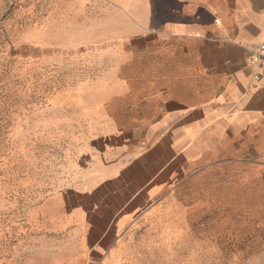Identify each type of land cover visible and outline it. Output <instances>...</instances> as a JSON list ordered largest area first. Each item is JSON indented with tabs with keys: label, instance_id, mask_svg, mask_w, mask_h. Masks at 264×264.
Returning a JSON list of instances; mask_svg holds the SVG:
<instances>
[{
	"label": "rangeland",
	"instance_id": "rangeland-1",
	"mask_svg": "<svg viewBox=\"0 0 264 264\" xmlns=\"http://www.w3.org/2000/svg\"><path fill=\"white\" fill-rule=\"evenodd\" d=\"M171 4L0 0V264H84L61 192L71 158L151 114L142 59L158 48L139 31ZM177 173L116 264H264V167L225 156Z\"/></svg>",
	"mask_w": 264,
	"mask_h": 264
},
{
	"label": "crops",
	"instance_id": "crops-1",
	"mask_svg": "<svg viewBox=\"0 0 264 264\" xmlns=\"http://www.w3.org/2000/svg\"><path fill=\"white\" fill-rule=\"evenodd\" d=\"M141 27L156 44L151 114L132 128L82 138L64 185L65 219L84 264H116L120 234L189 163L226 156L264 167V75L248 56L264 41V0H170ZM78 147V149H79Z\"/></svg>",
	"mask_w": 264,
	"mask_h": 264
},
{
	"label": "built area",
	"instance_id": "built-area-1",
	"mask_svg": "<svg viewBox=\"0 0 264 264\" xmlns=\"http://www.w3.org/2000/svg\"><path fill=\"white\" fill-rule=\"evenodd\" d=\"M260 46L248 56V65L256 68L253 74L255 80L260 79V75H264V41L259 44Z\"/></svg>",
	"mask_w": 264,
	"mask_h": 264
}]
</instances>
